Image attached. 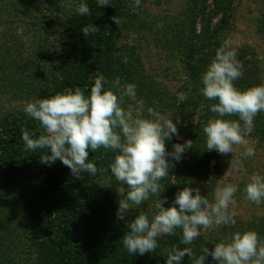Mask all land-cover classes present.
Segmentation results:
<instances>
[{
	"label": "rangeland",
	"instance_id": "1",
	"mask_svg": "<svg viewBox=\"0 0 264 264\" xmlns=\"http://www.w3.org/2000/svg\"><path fill=\"white\" fill-rule=\"evenodd\" d=\"M90 1L24 0L23 4H19L18 12L14 14V18L19 21L18 24L11 25L8 19H4L7 22L5 29L8 32L12 28L18 36V42H21V48L25 51H21L22 58L16 56L21 60L12 83L0 90V125L27 115L24 111L27 103L60 92V82L64 81L67 66L73 61L67 36L63 34L65 18L77 13L76 8L79 3L88 4ZM111 1L114 5L115 17L122 24L120 26L113 22L114 30L111 32L113 44L106 52L105 59L93 79L102 74L109 82L105 88H108L117 77L120 78L122 85L128 83L135 85V99L125 97L123 107L131 108L134 114L140 112L145 118H150L147 110L153 108L165 118H171L178 127L179 124L188 123L193 127L192 130L197 132L210 108L211 100L204 97L201 92L203 87L201 77L209 62L202 52L195 55L196 60L200 59L199 62H188L184 55L169 52L176 51L170 46L173 45L172 42L175 43L176 40L179 43L177 38H182L178 35L181 33L178 22L186 17L188 0H141L139 7L135 5L134 0ZM204 4L210 6L211 2L207 0ZM215 19L218 18H213V23H216ZM263 23L264 0H232L228 21L219 28L215 36L216 50L225 41H229L238 53L237 59L241 62H250V65H244L242 73L248 75L249 72L253 73L258 77L255 80L262 84H264V29L261 30L260 27ZM3 28L4 26L1 27ZM195 28L199 32V25ZM42 41L45 50L39 51L37 47ZM241 77L234 81L239 89L242 87ZM180 94H186L187 99L181 102ZM228 118L238 119V117ZM246 140L247 146L254 148L255 155L245 157L243 155L245 147L237 145L233 147L232 154H214V157L208 161L207 179L215 178L216 181L209 188L198 186V182L193 180L189 156L191 152L188 149L184 151L179 161L171 156L167 157L170 162L169 176L161 181L164 190L160 197L165 201V208L173 205L176 193L184 187L199 188L201 195L212 202L217 187L226 184L236 185L238 191L234 196L235 203L230 205L229 209L230 212L235 213L234 224L210 230L202 229L201 235L191 245L181 243L182 232L177 229L173 236L158 237L159 247L156 251L144 255H129L123 247V240L112 235L111 239L105 242V245L111 248V258L107 263L157 264L151 260L154 259L152 255L154 254L156 258L159 255L167 257L173 247H191L195 257L200 254L203 247L211 250L215 243L227 239L237 231H253L264 214V201L255 204L247 200L244 188L252 174L264 176V143L259 142L252 132ZM165 143L169 152L167 140ZM43 154L41 149L35 152L28 150L24 143L13 171L6 175L0 171V192H6L2 197L9 195L13 205L9 212L14 218L12 225L16 222H19L20 226L33 223L28 212L29 199L38 177L48 172L49 168L48 164L40 160ZM48 154H51L50 150ZM114 155L111 150L103 148L89 152L88 159L90 162H95L98 171L94 176L82 173V178L79 179L82 188L79 191L85 195L87 201L98 204V210L103 212V219L118 222L126 234L129 231L127 225L139 212L145 213L150 220L152 219L157 211L155 202L159 197L150 196L140 206L129 209L124 220L118 219L120 196L117 189L122 185L115 180L109 169ZM106 181L112 186L100 184ZM99 236L101 234L89 241L92 242L94 239L93 245H95ZM29 246V243L23 242H15L12 245V253L16 258L23 260L20 264H32V256L25 255ZM46 251L43 250L42 259H46ZM35 253L39 258L36 250ZM181 264H192V259L185 255Z\"/></svg>",
	"mask_w": 264,
	"mask_h": 264
},
{
	"label": "clouds",
	"instance_id": "2",
	"mask_svg": "<svg viewBox=\"0 0 264 264\" xmlns=\"http://www.w3.org/2000/svg\"><path fill=\"white\" fill-rule=\"evenodd\" d=\"M134 2L139 7L141 0ZM97 3L110 5L109 0H97ZM76 12L88 15V4L79 3ZM113 19L120 24L116 17ZM99 30L94 24L82 29L85 37ZM237 55L231 43L225 41L202 74L203 96L216 101L210 108L216 116L207 121L203 133L208 151L227 155L239 145L245 147L243 155L251 157L255 150L247 146L246 137L253 131L255 117L264 112V84L244 90L235 86L234 81L242 76L244 68ZM108 83L101 74L95 77L88 95L77 87L27 103L24 111L39 123L40 134L37 137V132L22 129L26 148L33 152L47 149L40 158L42 163L51 165L59 160L78 179L82 178V173L94 176L98 171L95 162L88 159L90 151L103 148L115 153L109 169L122 185L117 189L120 196L117 218L120 220L126 218L133 206H140L150 196L159 197L151 220L139 212L127 225L129 231L123 237V247L131 255L155 252L159 247L157 238L173 236L177 229L182 232L181 243L191 245L202 229L234 224L235 213L229 211L238 191L234 184L217 187L212 202L201 195L199 188L184 187L176 193L173 205L164 207L160 194L164 190L161 181L169 176L167 157L179 161L184 151L192 148V140L174 144L169 153L165 141L178 135L176 123L153 108L147 110L150 118L142 117L140 112L134 114L131 108L123 107V100L125 97L135 99V85H122L119 77L105 88ZM186 99V94H180L181 102ZM100 184L112 186L107 181ZM244 193L245 198L255 204L264 201V176L252 174ZM185 255L192 259V264H205L207 256L217 264H264V241L255 231H237L215 243L211 250L203 247L195 257L191 247H173L167 254L166 264H181Z\"/></svg>",
	"mask_w": 264,
	"mask_h": 264
},
{
	"label": "trees",
	"instance_id": "3",
	"mask_svg": "<svg viewBox=\"0 0 264 264\" xmlns=\"http://www.w3.org/2000/svg\"><path fill=\"white\" fill-rule=\"evenodd\" d=\"M206 1L188 0L186 17L184 16V19L178 22L181 31L178 35L182 38H177L179 43L175 40V43L172 42L173 45H170L176 50L169 51L170 53L184 55L188 62H199L200 59L196 60L195 55L200 52L209 63L211 62L216 52L215 36L229 18L232 0H209L210 6H205ZM23 3L24 0H0V90L12 83L21 60L16 56L22 58L21 51H25L21 48V42H18V36L12 28L8 32L5 29L7 22L4 19H8L11 25L18 24L19 21L14 18V14L18 12L19 4ZM112 3L109 0L110 5L99 6L97 0H91L88 3L90 9L88 15L74 13L65 18L63 34L67 36L73 61L67 66L70 71L66 70L64 81L60 82V92L79 87L85 95L90 93L91 86L94 84L93 76L96 75L105 59L106 52L113 44L111 32L114 30L113 18L116 13L113 11ZM213 18H218L215 19L216 23H213ZM89 24L98 26L100 30L85 37L82 29ZM196 25H199V32L195 30ZM2 26H4L3 29H1ZM260 28L264 29V23ZM175 34L177 36V32ZM42 43L43 41L37 47L39 51L45 50ZM242 63L245 66L250 65L249 61ZM64 66H66L65 63ZM71 75L73 77H70ZM256 78L258 79L251 72L249 75L243 72L240 89L262 84L256 81ZM213 103L216 101H210V108ZM210 108L197 132L193 131V127L188 123H182L179 127L177 126L178 135H173L170 140H167L169 153L173 151L174 144H184L185 141L192 140V148H187L191 152L189 155L191 173L194 176L193 180L198 182V186L204 188H209L216 182L215 178L207 179L209 170L207 164L214 154H219L215 150L206 149L203 127L210 118L216 116ZM25 128L30 133L37 132V136L40 134L39 123L28 115L0 125V171L5 175L13 171L18 161L24 144L22 129ZM252 134L259 142L264 143V112L255 117ZM43 152L46 153L47 150L43 149ZM80 182L81 180L73 176L71 170L61 161L57 160L49 165L48 172L38 177L29 199L28 212L33 220L31 225L27 223L20 226L19 222L12 225L14 218L9 214L13 207L10 196L6 194V197H2L6 192H0V264L23 262L12 253L11 247L15 242L30 244L25 255L32 256V264L38 262L40 264H108L111 248L105 245V242L109 241L112 235L123 240L125 233L118 222L103 219V212L98 210V204L87 201L85 195L79 191L82 188ZM253 231L264 241V214L254 226ZM98 234H101L97 237L98 243L93 245L94 239L92 242L89 240ZM43 247L47 248L43 249ZM43 250H47L46 259H42ZM152 256L154 259L150 258L154 260V263L166 264L167 257L159 255L156 258L154 254ZM205 264H215V261L211 256H207Z\"/></svg>",
	"mask_w": 264,
	"mask_h": 264
}]
</instances>
